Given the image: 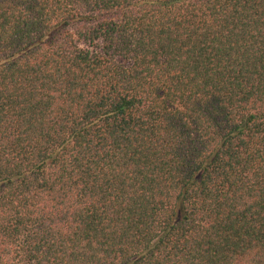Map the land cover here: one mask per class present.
I'll return each mask as SVG.
<instances>
[{
    "label": "trees",
    "instance_id": "1",
    "mask_svg": "<svg viewBox=\"0 0 264 264\" xmlns=\"http://www.w3.org/2000/svg\"><path fill=\"white\" fill-rule=\"evenodd\" d=\"M0 264H264V0H0Z\"/></svg>",
    "mask_w": 264,
    "mask_h": 264
}]
</instances>
